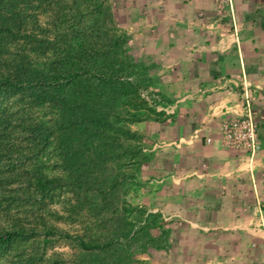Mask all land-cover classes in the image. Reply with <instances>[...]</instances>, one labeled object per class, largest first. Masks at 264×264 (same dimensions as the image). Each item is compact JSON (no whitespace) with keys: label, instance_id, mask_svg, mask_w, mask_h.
Instances as JSON below:
<instances>
[{"label":"trees","instance_id":"16d2710c","mask_svg":"<svg viewBox=\"0 0 264 264\" xmlns=\"http://www.w3.org/2000/svg\"><path fill=\"white\" fill-rule=\"evenodd\" d=\"M130 39L111 0H0V260L142 264L171 247L127 199L145 160L133 125L156 113Z\"/></svg>","mask_w":264,"mask_h":264},{"label":"crops","instance_id":"0c3cea01","mask_svg":"<svg viewBox=\"0 0 264 264\" xmlns=\"http://www.w3.org/2000/svg\"><path fill=\"white\" fill-rule=\"evenodd\" d=\"M118 19L161 99L164 123L133 128L164 137V264H264V0H124ZM248 95L256 152L228 135Z\"/></svg>","mask_w":264,"mask_h":264},{"label":"rangeland","instance_id":"374dc122","mask_svg":"<svg viewBox=\"0 0 264 264\" xmlns=\"http://www.w3.org/2000/svg\"><path fill=\"white\" fill-rule=\"evenodd\" d=\"M111 1L115 8V15L119 26L122 29H124L126 32H128V30L122 26V24L119 22L118 19V8L124 0H111ZM130 38H131L130 39V43H131L132 40L131 35ZM130 43H129L130 48L131 50H133ZM151 71L152 69L149 67L146 89L153 92L148 86ZM147 103L150 108L156 111V113L153 115L154 117L151 120H147L139 123H146L151 121H157V122L163 121L161 123H164L163 114L157 111L156 106L150 105L149 102ZM140 132L144 135L142 144H143V156L145 157V160L140 164L134 165L133 168L131 169L135 175V179L133 180L132 189L130 190L127 199L133 205L142 206L147 208L150 212L160 214L161 225L165 229H168V226H166L164 220V215L160 211L151 210L154 207L162 208L160 196L153 195V193L159 191V188L162 185V182H160V177L162 176L163 173L161 166L160 165L156 166L157 164H153V163H159L158 162L159 160L164 159V137L158 133L151 134L148 133L147 131H140ZM150 163H152L151 164L152 167L147 165ZM58 206H60V204H58ZM58 226H62L63 228L71 232L74 230V228L71 227L72 225H70L69 222L67 221L58 223ZM69 250L70 247L68 243L55 240L50 244L48 252L49 253H53L55 251L67 252ZM0 264H17V263L11 260L10 257L9 258L5 257L2 260H0ZM142 264H164V251H152L149 254L143 255Z\"/></svg>","mask_w":264,"mask_h":264},{"label":"built area","instance_id":"2783aa9c","mask_svg":"<svg viewBox=\"0 0 264 264\" xmlns=\"http://www.w3.org/2000/svg\"><path fill=\"white\" fill-rule=\"evenodd\" d=\"M232 84V80L225 79L224 82H219L214 89H223L225 87H229ZM141 96L150 105L156 106L157 109H160L161 99L153 92L143 89L141 90ZM157 103V104H155ZM228 135L229 138L235 142L237 145H245L252 152L259 151L261 149V145L259 142V134L257 130V123L254 119L253 108H252V99L248 95L246 98V108L244 111V115L240 120L233 122L228 125ZM260 225L264 226V218L260 216Z\"/></svg>","mask_w":264,"mask_h":264}]
</instances>
